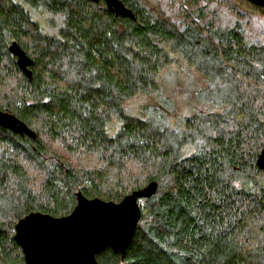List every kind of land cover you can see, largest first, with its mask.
<instances>
[{
	"label": "trees",
	"instance_id": "trees-1",
	"mask_svg": "<svg viewBox=\"0 0 264 264\" xmlns=\"http://www.w3.org/2000/svg\"><path fill=\"white\" fill-rule=\"evenodd\" d=\"M122 1L135 18L104 0H0V108L36 134L0 126V264H27L15 224L28 213L69 214L80 190L120 202L151 181L126 252L101 264H264V41L204 19L198 0L183 24Z\"/></svg>",
	"mask_w": 264,
	"mask_h": 264
},
{
	"label": "water",
	"instance_id": "water-1",
	"mask_svg": "<svg viewBox=\"0 0 264 264\" xmlns=\"http://www.w3.org/2000/svg\"><path fill=\"white\" fill-rule=\"evenodd\" d=\"M97 1V0H93ZM109 11L117 15L135 18L132 9L122 0H104ZM264 7V0H249ZM16 56L18 67L31 79L34 60L17 41L9 45ZM0 126L15 133L35 132L13 113L0 108ZM257 165L264 170V147ZM157 181L134 189L120 202L106 201L99 197L89 198L80 190L77 204L63 216L33 211L15 224V239L21 245L27 264H101L97 254L111 247L126 252L141 217L139 200L154 195Z\"/></svg>",
	"mask_w": 264,
	"mask_h": 264
},
{
	"label": "rangeland",
	"instance_id": "rangeland-1",
	"mask_svg": "<svg viewBox=\"0 0 264 264\" xmlns=\"http://www.w3.org/2000/svg\"><path fill=\"white\" fill-rule=\"evenodd\" d=\"M197 3L206 6L208 5V8L205 9L206 13L204 19L209 20L214 18L223 25H229L240 21L244 25L245 34H247L250 40L261 42L264 41V13L253 8H248L246 4L243 6L240 0H221L214 1L209 4H207V1L205 0H198ZM146 6L147 8H153L156 12L161 13L162 17L169 19L172 23L183 24L188 18L187 15H189L191 11L190 7L192 5H190L188 2H185V0H146ZM240 10L242 15L239 13ZM193 18L199 21V17L194 16ZM171 71L177 70L171 69ZM194 79H196L195 83H198V85H200L201 80H203L198 73H194ZM179 87L180 89L175 88L171 91L168 90V94L175 102L176 108L178 110L180 109L181 112H184L187 98L186 94L181 92V89H183L182 86ZM173 92H175V95ZM140 105L141 100H136L134 109H138ZM206 108H208V106H204L205 110ZM55 148L61 149V147L58 145H55ZM72 160L78 161L79 158L77 156L72 157Z\"/></svg>",
	"mask_w": 264,
	"mask_h": 264
}]
</instances>
